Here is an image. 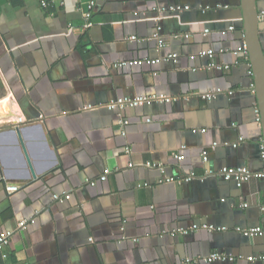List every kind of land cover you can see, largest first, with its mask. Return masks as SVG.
<instances>
[{
	"label": "crops",
	"instance_id": "crops-1",
	"mask_svg": "<svg viewBox=\"0 0 264 264\" xmlns=\"http://www.w3.org/2000/svg\"><path fill=\"white\" fill-rule=\"evenodd\" d=\"M89 1L0 0V230L35 219L0 264H264V233L237 231L263 224L264 176L217 174L264 167L242 0H97L87 20ZM151 94L170 100L108 107ZM195 223L226 229L178 231ZM215 251L233 260H203Z\"/></svg>",
	"mask_w": 264,
	"mask_h": 264
},
{
	"label": "built area",
	"instance_id": "built-area-1",
	"mask_svg": "<svg viewBox=\"0 0 264 264\" xmlns=\"http://www.w3.org/2000/svg\"><path fill=\"white\" fill-rule=\"evenodd\" d=\"M96 2L97 0H90L88 5H87V11H86V18L87 20H91L92 16H93V11L94 8L96 6ZM48 5L46 2H43V6ZM189 6H182V5H175V6H170L168 10L173 11V12H180L183 10L188 9ZM155 10L159 9V8H154ZM160 10V9H159ZM259 18L264 21V10H262L259 14ZM155 37H159L158 33L154 34ZM131 40H135L137 39V36H131L130 37ZM160 45L162 46L163 43L160 41ZM239 51H241L245 56H249V52L247 49V46H241L239 47ZM200 56H208L211 60L208 63L207 67L208 68H217V69H221V70H227L229 69V65H223V64H219L217 62L214 61V51L212 49H205L202 50L200 53ZM178 57L177 54L172 53L169 54L163 58H156L154 60H151L149 58H145V59H133V60H125V61H121L119 62L117 65L120 67L123 66H133V65H139V64H143L144 62L147 61H153V62H160L162 59L164 60H169V59H174L176 60ZM192 59L195 58L194 55L191 56ZM221 90H214L212 92H209L205 95H203L204 98L206 99H213L217 96V94L220 92ZM160 100H170V98L168 96H166L165 94H151V95H138L135 97H120L116 100H112L108 103V107L110 109H124L126 107H138L141 105H146V104H152L156 101H160ZM258 114H259V110H258ZM260 119V117H259ZM121 124V128H122V133L125 134V126L127 124H129V120L126 118L121 119L120 121ZM206 130V129H205ZM179 156V155H178ZM181 157V156H179ZM262 158L264 160V152L262 154ZM203 159L204 161H207L208 156L207 153L204 152L203 154ZM159 168L164 171V167L163 166H159ZM111 173L110 169H106L105 172L103 174H101L100 179L102 180H106L109 176V174ZM207 174H214L216 173L214 170L210 169L206 172ZM217 174H219L223 179L228 180V181H234L236 182V184L238 186H242L243 183L249 181L251 178L253 177H260V176H264V167L263 170L260 172H252L248 167L246 166H221L218 170H217ZM198 177L196 172H191L190 174L184 176V177H180V178H175V177H161L158 179V182L162 183V182H184V181H190L194 178ZM93 185L96 183L95 181L91 182ZM148 184V183H147ZM71 197V195L67 194L65 196V198H61L59 197V200H65V199H69ZM262 212H263V216H264V203L262 205ZM35 219L31 218V219H22L18 222L17 224V229L22 230L25 229L26 226L28 225V223L30 222H34ZM17 229H4V230H0V250L2 248H4L5 246H7L12 238L14 237V235L16 234V231H18ZM198 229H204V230H208V231H218V230H225V227L222 226H215L213 224H209V223H195L192 224L189 228H180L178 229V231L181 232H187L189 230H198ZM237 231L243 233L246 236H252V235H256L259 233H264V221L262 225L259 226H254V227H247V228H241L238 227ZM225 259H231L233 260V256L225 253V252H220V251H215L212 252L211 254H209L208 256L204 257V261L206 262H213L216 260H225ZM250 259L255 260L257 259V257H250Z\"/></svg>",
	"mask_w": 264,
	"mask_h": 264
},
{
	"label": "water",
	"instance_id": "water-1",
	"mask_svg": "<svg viewBox=\"0 0 264 264\" xmlns=\"http://www.w3.org/2000/svg\"><path fill=\"white\" fill-rule=\"evenodd\" d=\"M244 32L252 68L262 128L264 133V48L260 39L259 10L256 0H242Z\"/></svg>",
	"mask_w": 264,
	"mask_h": 264
}]
</instances>
